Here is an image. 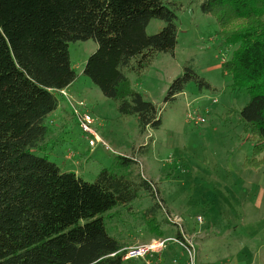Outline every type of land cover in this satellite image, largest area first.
I'll return each instance as SVG.
<instances>
[{
	"label": "trees",
	"instance_id": "trees-1",
	"mask_svg": "<svg viewBox=\"0 0 264 264\" xmlns=\"http://www.w3.org/2000/svg\"><path fill=\"white\" fill-rule=\"evenodd\" d=\"M199 1L202 13L217 18L222 45L235 46L222 69L250 96L239 116L254 143L247 161L257 163L264 158V0ZM180 6L163 0H0V264H134L122 259L124 244L108 234L105 214L116 206L127 211L143 193L156 198L137 160L118 155L115 170L104 167L89 182L32 150L42 148L51 131L46 117L59 104V90L75 80L69 43L89 38L97 48L83 73L116 101L120 114L137 117L141 132L157 128V106L129 87L128 74L140 76L157 53L173 51ZM153 18L163 25L148 34ZM189 80L210 88L185 66L165 101ZM159 206L144 209L145 218L152 221Z\"/></svg>",
	"mask_w": 264,
	"mask_h": 264
},
{
	"label": "rangeland",
	"instance_id": "rangeland-1",
	"mask_svg": "<svg viewBox=\"0 0 264 264\" xmlns=\"http://www.w3.org/2000/svg\"><path fill=\"white\" fill-rule=\"evenodd\" d=\"M163 1L181 4L176 11V45L172 52L157 53L140 76L128 74L129 87L157 106L160 125L141 132L136 116L118 112L116 101L105 97L83 73L97 42L78 40L68 45L76 74L71 89L77 94L64 90L66 103L60 96L59 102L70 112L74 106L88 112L91 127L107 147L99 142L88 145L72 111L66 127L58 121L48 123L51 131L43 147L32 151L46 153L61 171L75 172L89 182L104 167L115 170L118 155L137 160L142 176L153 183L156 198L143 193L127 211L116 206L105 214L108 234L128 253L154 239L176 237L182 229L194 244L196 264H264V158L247 161L254 143L239 110L250 96L222 69L235 46L222 45L217 18L202 13L199 0ZM162 25L153 18L145 30L153 34ZM185 66L210 88L189 80L182 92L165 101L171 82ZM237 75L239 80L242 74ZM194 111L205 119L203 123L188 119ZM156 202L160 206L150 221L143 210ZM192 254L178 243H167L148 255L122 259H134V264H190Z\"/></svg>",
	"mask_w": 264,
	"mask_h": 264
},
{
	"label": "built area",
	"instance_id": "built-area-1",
	"mask_svg": "<svg viewBox=\"0 0 264 264\" xmlns=\"http://www.w3.org/2000/svg\"><path fill=\"white\" fill-rule=\"evenodd\" d=\"M59 93L62 94V96L64 95V97L67 99V95L64 89L59 90ZM72 108L73 110H71V112L73 111L74 115L76 116V122L78 126L82 129L83 133L87 135L88 145L90 147H94L96 143L99 142L103 146L107 147L104 141L98 138L96 132L91 127L93 120L90 114L86 111H80L75 106ZM187 117L189 120H192L193 123L196 125H199L205 121V119L199 114H197V112L195 111L191 114H188ZM179 231H180L181 238L176 236V237L161 238L159 240L154 239L155 241L150 242V244H140V245L132 247V250L130 251V253L126 252L127 249H125L123 256L125 258L141 257V256H145L146 254L148 255L150 252H152V250L155 251L159 248L164 247L167 243H178L181 247L184 248V250L188 252L193 250V254L190 257L192 262L190 264H196L194 262V256H193L194 255V244L188 238L185 237L184 233L182 232V229H180Z\"/></svg>",
	"mask_w": 264,
	"mask_h": 264
},
{
	"label": "crops",
	"instance_id": "crops-1",
	"mask_svg": "<svg viewBox=\"0 0 264 264\" xmlns=\"http://www.w3.org/2000/svg\"><path fill=\"white\" fill-rule=\"evenodd\" d=\"M71 86L72 85H69L64 90L66 92L70 93V94H75L76 95L77 93H75L71 89ZM61 98H62L63 102L66 103L65 97H62L61 96ZM63 102H61V103L59 102L57 108L55 110H53L51 113L48 114V116L46 117V123H52V124H54V122L58 121L60 126H62V127H66L67 126V123H68V120H67L68 119V115L71 114V112H70V110H69V108L67 106H64L65 104ZM96 134H97V136L99 138L100 136L98 135L97 132H96ZM193 235L195 236V234H193ZM166 254L168 256L170 255L169 253H166Z\"/></svg>",
	"mask_w": 264,
	"mask_h": 264
}]
</instances>
